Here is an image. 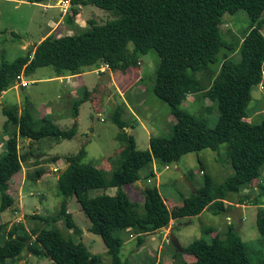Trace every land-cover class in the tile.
<instances>
[{
	"label": "trees",
	"instance_id": "1",
	"mask_svg": "<svg viewBox=\"0 0 264 264\" xmlns=\"http://www.w3.org/2000/svg\"><path fill=\"white\" fill-rule=\"evenodd\" d=\"M23 1L41 3L48 0ZM86 5L110 12L113 19L103 24L90 19L79 33L62 36L49 33L26 54L10 62L2 61L0 96L14 86L18 78L33 73L38 67L52 66L57 76L77 75L85 68L93 66L97 69L103 65L112 72L124 73L137 68L140 58L150 50L155 51L159 61L151 89L156 98L167 104L175 120L171 135L151 136L148 149L137 150L132 135L127 134L129 123L122 118V109L117 106L111 120L120 130L119 140L125 143L119 152V165L106 175L102 168L83 161L84 148L75 155L65 156V164L69 163V166L57 176L58 191L63 199L58 213L45 218L53 223L62 219L67 230L79 235L81 230L67 207V199L75 197L89 220L88 230L103 240L110 264H129L128 260L121 259L123 239L117 233L129 235L131 231L140 245L141 235L166 228L172 219L170 209L156 187L145 186L142 212L138 214L133 210L132 200L123 187L139 181L142 168L149 169L144 178L152 179L155 177L152 164L156 161L169 165L185 154L203 149L217 151L221 144H227L233 173L221 184L214 185L211 177L202 170L203 184L189 196H182L181 206L172 213L174 218L197 216L207 208L214 213L225 211L229 194L239 193L260 176L264 166V118L259 123L245 119L252 88L259 84L264 86V36L261 32L264 0H70L71 16L78 15ZM239 10L246 11L249 29L241 40L225 42L220 33L223 16ZM65 18L72 22L73 17ZM128 43L133 44L131 49ZM222 49L225 51L219 61L218 54ZM215 63L219 69L212 72L210 65ZM208 70L211 80L206 85V79L200 80L197 74ZM142 79L143 75L139 80ZM83 94L81 102L89 99L90 91L85 88ZM189 94L207 98L217 105L218 119L214 127L181 107ZM76 110L73 116H76ZM3 113L7 116L5 130L9 124L16 125L17 130L6 139L5 151L0 154V214L13 204L8 192L12 177L22 169V162L32 155L31 150L23 155L18 152L17 136L28 138L30 149L33 141L45 137L57 142L70 140L77 131L76 126L61 129L45 117L37 126L28 111L18 114L14 107L3 109ZM58 158L53 156L51 161ZM40 172L38 170L37 174ZM107 188H115V193L89 194L92 189ZM244 201L239 197L236 204ZM260 212L256 227L264 239V212ZM205 231L214 232L213 229ZM1 233L5 234L3 225H0ZM214 233L210 241L195 239L183 247L182 253L191 255L194 260L182 259L174 264H264V258L251 260L246 243L232 224H228L221 235ZM5 235L13 242L7 240V245L0 244V264L19 258L32 236L35 237L28 252L40 259L48 258L53 264H104L81 240L69 235L65 237L56 228L29 231L18 223ZM7 237L4 236L5 240ZM176 252V257L182 254Z\"/></svg>",
	"mask_w": 264,
	"mask_h": 264
},
{
	"label": "rangeland",
	"instance_id": "2",
	"mask_svg": "<svg viewBox=\"0 0 264 264\" xmlns=\"http://www.w3.org/2000/svg\"><path fill=\"white\" fill-rule=\"evenodd\" d=\"M58 1L30 3L23 0H0V65L2 61L10 62L32 49L50 29L48 17L54 21L63 17L62 25L55 24L56 29L54 31V27L50 29L55 36L66 35L68 32L69 34L79 33L90 19L95 20L97 24L113 19L110 12L93 5L83 6L84 8H81L76 16H71L70 8L67 14H62ZM65 17H73L72 22H68L69 19ZM262 18H264V13ZM249 24L250 19L245 10H239L235 14H225L220 25L221 36L225 42L241 40L248 31ZM261 32L264 36V23ZM132 47L133 44L128 43V48ZM224 51L225 49H222L219 52V61ZM158 61L159 58L155 51L150 50L140 58L137 68L129 69L124 73L111 71L110 75L101 76V80L100 74L93 66L85 68L86 73L75 76L72 81L66 77L68 74H64L61 81L57 80L55 77L58 74L54 68L43 66L23 76L22 81L27 83L22 86L24 88L21 89L17 84L7 89L8 92L0 103V154L5 151L6 138L17 130L14 124H9L5 130L4 122L7 116L3 113V109L14 107L18 110V114L26 110L37 126L41 125L43 117L49 118L54 123L60 122L61 116L71 118V125H60L59 127L65 130L76 126L77 131L70 140L57 142L51 137H45L33 141L30 149L28 146L30 140L18 135L19 153L23 155L31 150L32 155L22 162V169L10 182L8 192L13 198V204L0 214V225H3L5 234L18 223L29 231L56 228L64 236L69 235L76 240H81L92 254L100 257L104 264H110L111 260L103 240L99 235L88 230L89 220L75 197L67 199V207L73 221L81 230L79 235L73 233L72 230H67L62 219L53 223L45 218L53 217L58 213L63 199L58 191L56 172L65 165V156L75 155L84 148L86 156L83 161L102 168L106 171V175H109L111 170L119 165V152L125 147V143L119 140L120 130L111 120L117 106L122 109V118L129 123L127 134L132 135L137 150H147L151 136L169 137L171 135V126L175 120L167 104L156 98L151 89ZM217 69H219L218 63L210 65L212 72ZM209 74L208 70L198 73L197 77L200 80L201 78L206 79L204 84L208 85L211 80ZM141 75L143 79L139 80ZM84 84H87L88 88H86L90 94L87 101L81 102L80 98L84 95ZM72 89L75 91L69 97L68 93ZM251 95L252 98L246 110L248 117L245 120L259 123L264 118V86L260 84L254 86ZM181 107L205 120L209 127H214L217 123V105L207 98L189 94ZM75 109H77L76 116H73ZM53 156H58L61 161L55 164L57 161L55 163L51 161ZM38 170L41 171L40 174H37ZM148 170L147 167L140 170L142 188L139 187V182L123 187L132 200V208L140 214L143 204L142 189L145 186L156 187L165 199L172 219L166 228L141 235L143 241L140 245L137 243L136 235L131 231L129 235L125 232L117 233V236L123 239L121 259L128 260L129 264H174L182 259L189 262L194 260L191 255L180 252L181 255L175 256L177 250L168 241L169 233L178 239L182 247H185L195 239L202 238L210 241L214 232L221 235L228 224L235 227L236 232L246 243L247 251L253 262L264 258V239L256 227L258 213L264 212V166L260 169V176L254 179L250 186L241 189L237 194H229L228 200L232 204H227L225 211L214 213L211 208H207L197 216L175 218L172 213L177 206H181L182 196H189L203 184L202 170L211 177L214 185L221 184L227 176L233 173L229 163L227 144H221L217 151L203 149L198 153L185 154L169 165L156 161L152 164V170L155 175H158L157 178L148 180L144 178ZM185 178L192 187L186 183ZM103 193L113 195L115 188L89 191L91 196ZM239 197L245 199L241 223L235 215L227 212L235 209ZM34 214L39 217L32 219L31 215ZM177 214H179V209ZM207 229H213L214 232L207 233L205 231ZM5 234H0L2 245H7V240L10 241ZM4 236L7 237L6 240ZM34 237L29 239V244ZM12 242L11 240L9 243ZM6 264L53 263L48 258L40 259L26 252L25 249L19 258L15 261L7 260Z\"/></svg>",
	"mask_w": 264,
	"mask_h": 264
},
{
	"label": "crops",
	"instance_id": "3",
	"mask_svg": "<svg viewBox=\"0 0 264 264\" xmlns=\"http://www.w3.org/2000/svg\"><path fill=\"white\" fill-rule=\"evenodd\" d=\"M83 8H84V7H82V9H83ZM62 22H64V21H63V17L58 18L56 21H54L51 17H50V18L48 17V26H49V27L51 26L50 29L53 28L55 24H56V25H57V24H59V25L61 24V25H62ZM50 29L48 30L47 34H44V35L42 36L41 40H42L46 35H48L49 33H52V31L50 32ZM55 29H56V26L53 28V31H54ZM69 33H70V32H68V34H69ZM85 73H86V72L83 71V72L80 73V74H77V75H68V76H66V77H67L70 81H72L73 78H74L75 76H81L82 74H85ZM99 74H100V80H101V79H102L101 76H104V75H110V74H111V71L108 72V71L106 70L104 73L101 72V73H99ZM63 77H64V76L62 75V76H56L55 78H57V80H60V81H61V80L63 79ZM22 79H23V75H22ZM84 85H85V88H86V87H87V84H84ZM22 88H24V87H21V89H22ZM87 88H88V87H87ZM87 88H86V89H87ZM74 91H75V90L72 89V91L68 93L69 97L74 93ZM7 92H8L7 89L4 90V91L2 92V94H1V96H0V103H2V100H4L5 95L7 94ZM16 94H17V92H16ZM45 109L47 110V107H46ZM44 116H45V115H44ZM65 118L67 119V121H66ZM59 121H60V122H55V124L58 125V126H60V125L66 126V125H68V124L71 125V118H67V117H62V116H61V118L59 119ZM126 130H127V129H126ZM7 138H8V137H7ZM7 138H6V139H7ZM3 141H4V138H3ZM18 141H19V140H18V136H17V143H18ZM18 147H19V144H18ZM18 152H19V148H18ZM59 160L61 161V159H58V160H56L57 162L55 161L56 163H55V162H54V163L57 164ZM56 166H57V165H56ZM54 168H56V167H54ZM60 168H61V167H60ZM16 174H17V173H16ZM16 174H15V175H16ZM15 175H14L12 178H14ZM155 177L157 178L158 175L156 174ZM137 182L140 183L139 187L141 186V188H142V187H143V183H142V181L140 180V181H137ZM225 203H226V204H232L231 201H225ZM236 205H237V206H236L237 208L235 207L234 210L239 209V207H240V209H241V216H242V214H243V206H244V204H236ZM227 212L230 213L229 210H228ZM241 220H242V219L240 218V223H241ZM172 221H173V220H172Z\"/></svg>",
	"mask_w": 264,
	"mask_h": 264
},
{
	"label": "water",
	"instance_id": "4",
	"mask_svg": "<svg viewBox=\"0 0 264 264\" xmlns=\"http://www.w3.org/2000/svg\"><path fill=\"white\" fill-rule=\"evenodd\" d=\"M107 71L109 72L110 70L107 69ZM68 166H69V163H66L63 167H61V168L59 169L58 172H56V175L58 176V175L64 173ZM185 181H186V183H187L190 187H192L191 184H190V182H189L186 178H185ZM230 213L233 214V215H235V216L239 219V221H240V218H241V209H240V207H239V209H236V210L230 211ZM168 238H169L170 243L175 247V249H176L177 251H179V252H182L183 247H182V246L180 245V243L178 242V239H177L175 236H173L171 233H169ZM29 241H30V240L28 239V240L26 241V244H25V246H26V252H28Z\"/></svg>",
	"mask_w": 264,
	"mask_h": 264
},
{
	"label": "built area",
	"instance_id": "5",
	"mask_svg": "<svg viewBox=\"0 0 264 264\" xmlns=\"http://www.w3.org/2000/svg\"><path fill=\"white\" fill-rule=\"evenodd\" d=\"M58 6L60 11L62 12V14H67L68 9L70 8V0H59L58 1ZM108 69L107 65H103L100 68H97L96 71L97 73H101L104 72V70ZM19 85V87L21 88L22 86L27 85L26 82L22 81V77L18 78L15 85ZM168 237V236H167Z\"/></svg>",
	"mask_w": 264,
	"mask_h": 264
},
{
	"label": "clouds",
	"instance_id": "6",
	"mask_svg": "<svg viewBox=\"0 0 264 264\" xmlns=\"http://www.w3.org/2000/svg\"><path fill=\"white\" fill-rule=\"evenodd\" d=\"M168 241H169V238H168ZM170 242V241H169Z\"/></svg>",
	"mask_w": 264,
	"mask_h": 264
}]
</instances>
